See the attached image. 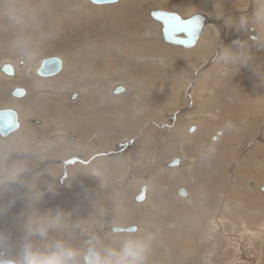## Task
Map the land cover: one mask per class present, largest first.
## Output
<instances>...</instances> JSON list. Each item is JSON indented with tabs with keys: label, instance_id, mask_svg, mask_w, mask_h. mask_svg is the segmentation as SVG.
Returning a JSON list of instances; mask_svg holds the SVG:
<instances>
[{
	"label": "bare ground",
	"instance_id": "1",
	"mask_svg": "<svg viewBox=\"0 0 264 264\" xmlns=\"http://www.w3.org/2000/svg\"><path fill=\"white\" fill-rule=\"evenodd\" d=\"M117 1L118 2L116 4L114 3L111 5H107V6L103 5L101 7H96V6L90 5L88 3V0H82V1L81 0H21L22 3L26 4L31 9L37 11V19L35 23H30L29 26L23 30V32H21L20 29L13 28L7 25L6 23L3 25H0V52L2 53L0 55V68L4 64H9L11 65L13 71L15 72L12 77H6L3 73L0 72V82L3 79H5L7 81V84L9 85V89L11 87H12L11 89L15 87L16 88L23 87V88H26L27 90V92L24 90V95L20 96L19 98L20 100L19 99L17 100L15 98H12L10 96L11 92L7 93V90L5 91L4 88L2 87V84L0 83V110H5V109L12 110L11 107L18 108L22 104V102L24 104H27L28 106L26 105L25 108L27 110H30L28 112H25V116L22 113H19L17 111L16 112L17 122H18L17 130L12 133H9L7 136L3 138H0V144L4 143V146H2L4 148H0V173L3 171L6 172L5 169L10 165L12 166V164H14L13 166H15V168L21 165L23 170L19 172L18 174L16 173L15 174L16 176L14 177V179H17L18 181L17 183H19L22 179L29 177V179H27V181L23 184V188H22L23 191H21V194L23 195H25L26 193L29 194V192L36 191V190H38L39 192L40 190H43V192L45 191L57 192L55 193L56 197L54 198L52 195V198H50L49 201L53 200L54 198V200H56L55 202H58V204L48 203V204H53V205L47 206V208L54 212H57V211L60 212V213H54L51 216H41L40 214L42 212L39 214V212L37 213V210H39L41 203L44 201L40 203L39 202L36 203L34 201L35 204L32 205V208L28 209L26 207L28 210H25V209L24 210L27 211V213L23 214L22 213L23 211L18 210L21 204L17 203L18 201L16 202L11 201L13 197L10 194V191H8V189H5L6 191L5 192L3 189L4 185L1 183L0 184V198H2V200H0V214L2 211L3 203L6 204L7 210L9 211L10 205L14 202L13 206L11 207V212H10L12 221L14 220L20 221L22 219H24L25 221H32V223H35L36 226H38L37 229H39L42 226L43 227L44 226L47 227V225L51 226V223L53 221L55 222L54 219H58L60 221L61 220L68 221L72 219V220L77 221L78 219L77 217H80L79 211H83L84 209H90V208L99 209L104 199L102 197H98L96 199H89L83 202L84 200V197H82L83 191H84L83 186L88 182V179H90L92 175H97L96 178H99L103 174L110 177L111 174L115 175L118 172H121L120 174L122 178L121 184H124L125 182L127 183L128 181L126 180L128 178L131 179L132 175L134 173H137V171L139 170V168H137V165L140 164L139 156H138L139 149L137 148V146L141 147L142 145L137 143L138 140L136 141L132 140L131 141L132 143H131L129 141L130 138L126 140L125 138L126 136L119 137L113 140L114 144L111 141L108 144L106 150L98 154L99 156H97L96 154L92 156L94 157L93 160L87 163H84L85 161H87L88 158L85 159L86 154L83 151L87 150L88 147L85 145L79 144L78 138H84L89 132H92V131L105 133L112 128H117L121 125V123L124 122V120H126L125 117L131 118V119H135L137 116H139V118L141 119L146 118L147 121L141 120L142 121L141 126L138 127V128H141L140 130H142V128L144 129L143 131H141L142 133V132H146L147 130H150L152 128L151 125L156 123V121H154L155 118L157 119L160 118V112H164V109H166L167 111L164 112V116L168 114L170 118L169 121L173 123L170 128L168 127L164 128L165 125L163 123L164 126H162L161 129L159 130V133H161L160 136L162 135L163 143L161 141V146H155V147L150 148L147 151V154L151 155L150 157H152L153 155L156 156V154L165 156L164 153H167V155H173V153H175L174 151L177 149H180L181 147L180 149L181 158H177L179 156L173 158V159H177L178 161L177 166H176L178 169H176L175 171L176 172L177 170L181 171V176L182 174L186 175L185 176L186 178L187 177L191 178L193 179V181L195 180L194 177H197L200 179V175L199 176L195 174L192 175V170L194 169L190 167L194 164L192 160L193 158L192 157L190 158V160L192 161L189 160L190 161L189 163L191 164L190 166L189 163L187 162L182 163L183 156L184 154L189 155V152H193L191 150L192 147L199 148L200 150L206 149L204 145L205 143L204 136L208 128V123L215 118H217V121H220L218 119V116L221 113H222L221 118L222 120H225L224 122L226 123L228 122L233 123L234 120H240L241 122V120H243L244 123L243 124L241 123L242 130L247 131V132H243L244 134L249 133L251 136L255 132V130H257L256 133L257 135L259 133L260 135L259 137H261L260 139L262 140L264 138V127H262V129L260 130L261 124L262 122H264V119L262 118L264 116V102H260L261 107L259 109H255L258 97L254 101V96H253V94L256 93L255 89L257 86L259 88L264 87V43L261 42V39L264 38V21L260 20L262 27L258 26L255 32L253 29L249 28L250 32L252 33L254 32V34L258 36L259 40L257 37L252 36V35H248V37H246V40L243 38L235 39V37L234 38L232 37L229 40H225V39L224 41L221 40L222 43H225V44L228 43L229 50L234 49V48L238 49V53L236 55L226 56L228 54L225 53V50L223 47L225 44L223 45L222 43L221 44L215 43L216 42L215 40L219 38L220 35H222L220 34V32H221V27H222L221 23L223 21L222 20L221 23L217 21L218 19L217 15L219 14V11L215 5L218 3L220 4L225 3L226 0H117ZM262 1L264 2V0ZM253 3L254 2L252 1L251 3L252 7H253ZM149 7H154L156 9L152 8L151 10L148 11ZM162 8H165V9L171 8V10H174L179 15L183 16L181 19L189 18L195 14L202 15V19H204V24L202 25L197 41L192 48H189L187 50H182L181 47L178 48L176 46H171V45L163 43V40L161 39V31H160L161 25L158 22L156 23V21H153V20L151 21L149 17L150 12L163 11V10H160ZM165 9H164V12H167L165 11ZM251 10L253 13H255L256 8L254 9L251 8ZM252 12L250 14H252ZM232 19H233L232 17L228 18L223 23L225 24L226 22L227 23L226 25L232 27L231 26L232 24H230L232 23L230 22L232 21ZM257 25L254 23V26L257 27ZM235 28L236 27H234V29ZM156 30L159 33L160 41L157 38ZM146 36L148 37L152 36V37L146 38ZM248 39H253V42L247 41ZM20 40L27 42L28 49L32 50L34 53L33 56H37L42 51L55 49V48L57 49L60 48L63 52L67 50L65 51L66 52L65 54L67 56L60 55L58 51L50 55V57H53V56L59 57L62 61V66H61V71L58 74H56L55 77L53 76V78L46 79L47 83L45 85L35 86V84H37L35 83V81L39 78L35 77L34 74H36V71L39 67V63L42 60L41 58H40L41 60H37L36 65L32 68L30 67L31 58H25L21 54V52H19L17 55L9 52L10 47L18 48L16 46V42ZM235 40H236V46L231 47L232 45H235V44H231L232 41H235ZM229 43L231 46L229 45ZM216 45H217L216 48L219 51L216 52L214 56L213 53H214V50L216 49L215 48ZM258 45H262L261 47H258V49L261 51L256 53L253 50H255V48ZM168 46H171L174 49L168 48ZM2 48H3V51L1 50ZM112 49H116L113 52H116L119 54L121 61L117 62L118 57L115 58L116 61L113 59L114 55L111 52ZM250 50H252L256 54L253 55V53H251ZM249 52L253 56L262 57V60H263V61H260L262 62V64H258L256 62V67H254L255 63H253L254 65H253L252 74L251 72L249 73V71L246 68H245L246 70H243L241 69V67H239L244 63L245 58L247 57V54ZM211 53L212 55L209 57V59L206 62H204L207 56L210 55ZM68 55H78L77 58H79V61L82 62L81 69L75 68V65H76L74 64L75 62L72 63L71 61L72 58L70 59ZM20 58L22 61L19 60ZM44 58H46V56ZM20 61H21L22 67H20L18 64ZM227 66L230 68H233L230 70L233 71L232 75L234 77L239 78L243 75V78H240V79H243L245 81L238 82L240 84L237 86L238 84L237 83L234 87H231L232 81L230 80H222L221 82L220 79H217V81H215L214 79L215 76H219L220 78H226L229 76V73L226 72L228 71ZM72 68L74 69L72 70ZM200 68H202V71H200ZM239 69H241V72L236 74V71ZM251 69L252 67L250 68V70ZM191 70H193L192 72L194 71L196 72L194 77H190V74L192 73ZM30 71L31 73L32 72L33 73L30 74ZM114 77H118V78H114ZM100 78L106 79L107 83L110 85L113 83L111 85V88L109 89V92L111 95L109 96L110 102L105 103L104 101L105 96H103L105 94H102V92H99V93L97 92L96 93L97 95H95V91H97L98 89L95 90L94 88L88 87L91 89V91L93 89L94 90L93 92H90V94L89 93L85 94L84 93L85 91L81 93L80 92L81 88H79L80 90H78L77 88L75 90L77 91L75 92L76 93V96L74 98L75 100L74 99L69 100V101H72L70 104H73V106L69 107V106L64 105L63 110L58 109V105L62 103L61 97L64 96L66 93L65 92L66 88L69 89V87L75 85V83L83 84L89 81L98 82ZM112 79H117V80L115 81ZM117 81H120V82L117 83ZM104 82H101V83H104ZM121 82L128 83L130 87L124 86ZM44 86H47V87H44ZM50 86L54 87V89H51L49 96H43L44 94L45 95L48 94V92H45V91H49ZM117 86H122L124 88V92L119 95H113V91ZM42 87L44 88L42 89ZM72 89L70 90V92L72 91ZM91 93H94V94L91 95ZM70 94H73V92L69 93L67 97H69ZM183 94H186V96H184ZM257 95L260 97H263V95H259V94ZM46 100L49 102H47ZM33 101L35 102L34 103L35 106H32ZM240 104H243L244 106ZM170 108H173V109H170ZM223 112H225L226 114H224ZM99 113H102V118H103L102 124H99L97 119L96 120L91 119L92 116L95 117ZM114 113L116 115L113 117L112 115ZM30 114H32V117H30ZM35 116L39 117L38 119L40 120H35V121L36 123L39 122L40 124L38 125L36 124V126H33L31 124H33L32 119H35L33 118ZM61 116H66L68 123L70 124V126L73 127L72 128L73 131L71 130L70 134H68L69 139H70L69 143L64 141L65 136H66L64 133L66 131H67L66 133L69 132L67 129L61 131V130H56V129L51 128L53 125V120L55 118L58 119ZM198 117H202V119L199 120ZM20 119H21V122L23 123L28 120L27 124L25 126H23V124L20 126L19 125ZM260 120H261L260 125H258ZM169 121H168V124L170 123ZM166 123L167 122H165V124ZM217 124H220V123L219 122L215 123V125ZM42 125L44 127H47V133H49V135L53 137V138L52 137L48 138L49 140H48L47 145L49 148H51L50 152L55 151L56 154L51 153V156H50L49 152H47L46 155L44 156L41 155L45 157L42 159L31 158V157H34L35 154L34 156H32L33 154H31V156L27 155L26 157V154L35 152V148L34 149L33 147L31 148L30 147L31 145L29 143V141L35 137L32 134L33 130L35 128L42 127ZM210 125L213 127L214 124L211 123ZM255 125L258 126V129L254 127ZM27 127H29V130L27 129ZM178 127H180L179 130H178ZM190 127H194V131L192 133H189ZM170 131H172V134L174 133L173 135L176 134L177 139L179 137L181 140H183L182 143L186 145H183V147L182 145H179V144L177 147L173 146L172 144L173 141H177V140H175L176 136H172V135H171V139L167 140L168 136L170 137L169 135ZM185 132L187 133V135H189L190 139L184 134ZM138 133L139 131L137 132L136 137L139 136V138H144L142 134L140 136L138 135ZM36 134L40 136L41 131H38ZM224 134L223 135L225 137L219 140V144L220 142L221 143L223 142V143L212 148L215 158L214 159L212 158L213 160L209 161L208 165H210V168H212L213 171L207 173L205 175L203 184H200L199 187H197V192H200V193L197 196L196 201H201V199L205 196L201 194L203 192V191L201 192V190L205 189L203 188V186L210 188V194H213L214 193L213 189H215L217 185L220 186V184L222 183L221 171H223V167L225 168L226 164L229 162L226 160V154H225V150L223 149L224 147L223 144L230 147V144L227 141V139L231 143L234 142L229 138V135L226 134V132ZM54 135H56V137H54ZM97 137L98 136L96 134L90 135V138H93L95 142L98 139ZM4 138L5 140L1 141ZM50 139L56 142L57 141L59 142V140L60 141L63 140V141L59 143H53L54 141H51ZM217 139L218 138L214 135V139H212V141L215 142ZM237 140L239 139L237 138ZM126 142H128V145H124ZM258 142H262V141H258ZM72 143L79 144V148L75 147L76 151L72 153L73 155H78V157L76 156L78 159L75 157L76 162L73 161V163L71 162L68 163L70 165L65 168L66 170L65 178L66 179H65V182H63L64 188H62V190H56L58 188L54 187V184H55L54 180L56 181V177L59 174V170L57 171V168L60 165L59 169H62V167L65 165V161L67 160L68 162L71 160H75V159H71L72 158L71 156H73L72 154L67 153L65 155H62L64 150L66 151L67 148L74 147ZM122 148H124L123 151L121 153H118L119 150H121ZM236 150H239V149H236ZM256 150H253V153L251 152L249 156L244 155L245 159L241 157L242 160L241 161L239 160L240 161L239 163L233 162L235 168L232 173L234 175H237L239 173H242V175H245L244 182L247 180V178L253 177V178H256L260 183H262L263 185L260 184L262 186H258L257 188L259 191H261V193H258L257 191L254 190L255 187L253 186H256V185L249 184V183H248L249 184L248 187L253 188L254 191H251V192H247L244 190L243 191L247 193L248 196L256 197L258 200H261L262 203H264V178L262 177L263 178L262 179L259 176V173H261L262 171H263L262 174L264 175V162H263L264 158L263 157L260 158ZM2 151L3 153H1ZM207 151L208 153L210 152L209 149ZM58 152L62 154L57 155ZM228 152H231L232 158H234L238 154V153L233 152L232 149L228 150ZM173 159L171 158L165 163L158 162L159 164L162 163L159 165L160 166L159 169H161L160 172L164 170L163 171L164 173L166 169H168L166 165L169 164ZM179 160L181 161L180 163H179ZM60 161H61V164H59ZM81 162L83 163V165L79 164ZM38 163H39V167L37 165ZM209 163H211L212 165ZM161 166L164 167V169L161 168ZM174 169L172 168L168 169L169 170L168 172L175 173ZM10 170L9 172L12 173V169ZM141 171L142 170H140V172ZM158 172L159 170H156V174ZM9 175L10 174H8V177ZM88 175L90 176L86 177ZM166 175L168 174L166 173ZM226 176L228 178V175ZM233 180L236 181V179H233ZM198 181L199 180H197L196 184H198ZM127 185H129V183ZM142 186L143 185H140L136 189V191L134 192L131 198L129 196L131 194V190H129V188L131 187L127 189L128 195L125 194L124 192H119L118 196L116 197L114 201L112 209L109 210L110 211L109 214H106L107 212L105 213L106 216L107 215L111 216L112 214V218H111L112 220H110V218L107 216L105 219L107 222L106 221L103 222L104 221L103 220L101 228L99 229L96 228L94 232H93L94 230L93 229L92 230L93 233H91L90 235L85 234L86 235L85 237L83 236L81 237V241H83L87 246L92 245V243L97 245L99 259L104 258L105 255L107 256V259H110L109 253L119 252L116 248L110 247L109 245H107L108 243L104 244L106 240L107 241L111 240L112 241L111 244H114V245L115 243L116 245H122L123 243L121 242L125 241L126 243L124 244V246L129 244L130 242H134L131 240V238L125 237L126 234H124L125 233L124 230L129 227L133 226L136 228L135 233L133 232L134 234H137L135 235L136 236L135 241H138V240L141 241V238H138V237L141 236L139 235L140 234L139 232L142 226L141 225H138V226L129 225V223L127 222H129L132 214L135 211H137V209L143 210V212H141V220L142 221L146 220L145 217L149 215L147 214V211H148L147 208H148V205L151 204L150 202H153V201L156 202L155 207L160 211L158 215L159 216L158 219L160 218L167 219L166 221L173 220L172 223H177L178 220L180 219V218L178 219V216L182 213H180V211H177V213L175 212L173 213V211L167 212L168 209H165V206L169 208L170 204L168 205V203L160 201L158 198L152 197L151 191L147 184L146 186H143L145 189L143 201L136 202L135 198L139 195L140 189ZM224 186H225V183H224ZM234 187L235 186H231L230 188L234 189ZM195 188H193L194 191H195ZM16 189L18 188L16 187ZM178 190L179 189H177V191ZM183 190L185 191V196H184L185 198L180 197V198H184L182 200H179L176 198L175 199L180 201L181 203H186L193 197H190L189 192L187 190H185L184 188ZM234 190L239 191L236 189ZM157 191H159L160 194L162 195L161 190L157 189L156 192ZM215 192L217 193V191ZM58 193H59V196H58ZM146 193L150 198L146 197ZM70 197L74 199L73 204L77 207L75 210H73L72 203H67ZM145 197L147 198L146 201H145ZM206 198H208V195L206 196ZM206 198L204 199V202L208 204V201L206 200ZM79 199H80L79 201L80 206L78 207L76 200H79ZM232 199H235V198H232ZM134 201L138 204H136ZM205 203L201 201L200 204L199 202L197 204L206 205ZM43 205L44 204H42V206ZM149 206L152 207V205H149ZM239 206L241 205H238V207ZM58 208L60 210H58ZM250 208L251 207L247 209H250ZM149 209L151 210V208ZM229 209L231 210V208ZM103 210H105V208ZM246 211H249V210H246ZM75 212H79V213H75ZM103 213L104 212L102 211V214ZM247 213L248 212H246V214ZM190 214H188V211H187L185 212V216H182V215L181 216L185 217L188 220L190 219L191 222L195 224L194 222H195V219L197 218L190 216ZM242 214L243 216L246 215L244 212H242ZM261 214L262 213H259V211H258V214H256V217L258 218V220L262 219ZM263 214H264V211H263ZM161 215L163 216L161 217ZM86 216L88 217V215H85V217ZM151 216L150 217L148 216V218H151ZM247 217L248 219H245V221H248L249 218L252 220L255 218V216L253 217L252 215H247ZM39 220L43 222L48 221L47 222L48 224L41 225L39 223ZM116 220H118L119 223H115ZM160 221H164V220L160 219ZM248 222L249 224H253L250 222V220ZM57 223L55 222L56 225H58ZM70 223L73 225L72 221ZM144 223L146 224V226L144 224L143 228H145L146 231L154 230L153 233H156V229L152 227H148L149 224L146 223V221H144ZM235 223L236 222H234L233 224ZM262 223L263 222L261 221L259 222V224L254 223L257 225L256 231H251L247 229V227L243 224L241 226V232H240L241 239H239L240 240L239 242L248 243L250 246L252 244L251 246L252 251L257 249V247H255V244L257 242H261L263 233H264V229H263L264 224ZM2 225L3 224L1 223L0 226ZM196 225H198V223H196ZM181 226L184 227L183 224ZM203 226L201 227L202 229H203ZM155 227L157 226L155 225ZM112 228L122 229L123 231L121 233H114L112 232ZM103 229L105 230L103 231ZM173 229H174L173 232L167 231L166 235L163 236L165 238L162 241L163 243L159 242V240L158 242H155L152 240L148 251L152 252L154 249L159 250L162 246L163 251H164L163 252L164 257L163 256L161 257L165 259L163 264H188L189 260L191 259L192 261L196 262L194 259L195 254L193 252V250L195 249L194 241L196 240V239L194 240L195 230L191 232L192 236H189V233L186 231L183 232V230L179 226ZM219 229H220V223L216 220L211 221V224L209 226V235L211 239H214V238L215 239L214 241L212 240V244L206 243L207 245L206 250L207 248H208L207 251H209V248H211V250L209 254L207 253L205 255L202 261H198V264H200V262H202L201 264H216L213 262L218 259L216 258L217 254L216 255L214 254V253H217L215 249H219V247H222V243L218 242L219 240L225 243L228 251L233 247L232 241L234 243L235 239L232 240V238H235V237H232L233 235H231V233L227 234L228 232L227 233L223 232L222 234L217 235V232L219 231ZM221 230L225 231V229H221ZM31 231L38 233L35 230L33 231L32 229ZM27 232L29 233V231ZM106 233L108 234L104 235ZM26 234L24 235V237L26 236ZM11 235H12V232L10 230L6 231L5 236L9 238ZM100 235H102L103 237H101ZM12 236H14L13 238H15V240L12 241L9 239L10 248H11V251L9 252V259H16V255L19 252L18 247L21 246L16 243L17 238L20 237V234L19 232H13ZM117 236H124L125 238L123 240L121 238L122 240L121 241L120 238H116ZM92 237L95 239V240L93 239L95 242L93 240L85 242L88 239H92ZM147 237H144V240H147ZM204 238L206 239L207 237L204 235ZM158 239L160 238L158 237ZM30 240L31 238L28 239V242ZM59 240L62 241L61 244H63L66 248H69V249L74 248V242L72 240L65 239L63 237ZM59 240H53V242H51V245L49 246L48 239L47 241L44 239H41V240L36 239L35 241H43V243L40 242L39 246L36 244H31V246L35 252L44 254L45 249H49L51 248V246L53 247L55 244L60 243ZM197 242L198 244L202 242L201 235L197 237ZM88 249H94V248L88 247ZM242 250L238 247L235 248L233 251L234 258L229 260L230 262H227V264H253L247 261V259L251 258L252 253L250 254L251 256L245 257L244 256L245 254L243 255ZM212 251H213L214 257H212ZM228 251H227V254H228ZM86 252L81 257L82 261H83V256L86 254ZM158 252H161V251H158ZM245 253L247 252L245 251ZM148 254L150 255L154 253H148ZM166 254H167V257H166ZM224 255L226 257V253ZM156 256H159V255H156ZM256 256L257 255H254L255 259L252 256L254 259V264H255V261L262 262L264 260V254L262 257H256ZM159 259L160 258H158V260Z\"/></svg>",
	"mask_w": 264,
	"mask_h": 264
},
{
	"label": "rangeland",
	"instance_id": "2",
	"mask_svg": "<svg viewBox=\"0 0 264 264\" xmlns=\"http://www.w3.org/2000/svg\"><path fill=\"white\" fill-rule=\"evenodd\" d=\"M82 1V0H81ZM246 1H247V3H246ZM252 1L254 2L253 3V7L251 6V3H252ZM238 0V1H236V0H226V2L225 3H218V4H216L215 6L218 8V11H219V14L217 15V21H219L220 23H221V21H222V23H221V32H220V34H222V35H220V37L219 38H217L215 41V43L216 44H221L222 42H221V40H223L224 41V39L225 40H229L230 38H234L235 37V39H245L246 40V37H248V35H252V36H255V37H257L258 38V36L256 35V34H254V32L256 31V29L258 28V26L259 27H262V25H261V23H260V20L256 17L257 16V13L261 10V9H264V2L262 1V0ZM118 2V1H117ZM116 2V3H117ZM65 3V2H64ZM89 3V2H88ZM115 3V4H116ZM227 3V4H226ZM90 5H92V6H96V7H101V6H97V5H93V4H91V3H89ZM107 6V5H106ZM156 9V8H154V7H149L148 8V11L149 10H151V9ZM251 8H256V10H255V13H253L252 12V10H251ZM164 9L165 8H162V9H160V10H163L164 11ZM259 9V10H258ZM258 10V11H257ZM165 11H167V12H170V13H174V14H176L177 16H179L180 18H182L183 16H181V15H179L176 11H174V10H171V8H169V9H165ZM252 12V14H250ZM194 13V12H193ZM230 17H229V16ZM233 18L232 19V21H230V22H232V23H230V24H232L231 26L232 27H230V26H228V25H226L227 23L225 22V24L223 23L226 19H228V18ZM150 20L152 21V19L150 18ZM155 23V22H154ZM157 23V22H156ZM254 23L257 25V27L256 26H254ZM234 25V26H233ZM251 26H252V28H251ZM234 27H236L235 29H234ZM253 29L254 30V32L252 33V32H250V29ZM253 30H251V31H253ZM227 31V32H226ZM156 32H157V38H158V40L160 41V38H159V33H158V31L156 30ZM225 34V35H224ZM227 36V37H226ZM152 36H150V37H148V36H146V38H151ZM216 37V36H215ZM229 37V38H228ZM233 40V39H232ZM258 40H259V38H258ZM247 41H249V42H253V39H248ZM257 41V40H256ZM219 42V43H218ZM163 43H165V42H163ZM166 44V43H165ZM223 45L225 44V43H222ZM243 44H244V42H243ZM169 45V44H168ZM227 45V46H226ZM229 45H230V43H229ZM171 46H173V45H171ZM171 46H168V48H171V49H174L173 47H171ZM231 46V45H230ZM233 46H236V44L235 45H232L231 47H233ZM262 45H258L256 48H255V50H253L254 52H256V53H258V52H260L261 50H259L258 49V47H261ZM177 47V46H176ZM217 47V45L215 46V48ZM224 50H225V53L226 54H228V55H226V56H234V55H236L237 53H238V49H230L229 50V46H228V43L227 44H225L224 46ZM239 47V46H238ZM179 48V47H178ZM228 48V49H227ZM17 49V50H16ZM57 48H55V49H50V50H45V51H42L40 54H38L37 56H33L32 58H31V60H30V62H31V65H30V67H34L35 65H36V63H37V60H41V59H43L45 56H46V58L49 56L50 57V55H52L53 53H55V52H57L58 51V53L60 54V55H62V56H64V55H66L65 53V51H67V50H65L64 52L60 49H57ZM182 50H187V49H184V48H181ZM262 49V48H261ZM2 51H3V48L1 49ZM30 50V49H29ZM114 50H116V49H112V54L114 55V60L116 61V59L115 58H117L118 60H117V62H119V61H121L120 60V57H119V54L118 53H116V52H113ZM252 50H250L251 51V53H253V55H255L256 53H254ZM32 53H33V51L32 50H30ZM219 50L216 48L215 50H214V53H213V55L215 56V53L216 52H218ZM9 52H11L12 54H18L19 52H21L20 51V49L19 48H14V47H10L9 48ZM64 53V54H63ZM212 53L210 54V55H208L207 56V58H206V60L204 61V62H206L208 59H209V57L212 55ZM230 53V54H229ZM250 52L247 54V57L245 58V61H244V63L241 65V66H239V67H241V69H243V70H248L249 71V73L251 72V74H252V70H253V63H255V66L254 67H256V62L258 63V64H262V62H260V61H263L262 60V57H257V56H253L252 54H251ZM2 53L0 52V55H1ZM117 55V56H116ZM67 56V55H66ZM77 56L78 55H68V57L71 59V61H72V63L73 62H75L74 64H76L75 65V68L76 69H81V67H82V62H80L79 61V58H77ZM213 56V57H214ZM41 58V59H40ZM62 58V57H61ZM215 58V57H214ZM19 60H21V58L19 59ZM64 60V59H63ZM77 60V61H76ZM14 61V60H13ZM22 61V60H21ZM21 61L18 63L19 64V66L20 67H22L21 66ZM41 62V61H40ZM77 62H78V64H77ZM204 62H202V63H204ZM209 62H210V60H209ZM208 62V63H209ZM81 66H80V65ZM210 64V63H209ZM39 65H40V63H39ZM69 66V65H68ZM252 67V69L250 70V68ZM78 67H80V68H78ZM249 67V68H248ZM246 68V69H245ZM74 68H72V70H73ZM230 69H233V68H230V67H228L227 66V70L228 71H226V72H228L229 73V76L228 77H226V78H220L219 76H215L214 77V79H215V81H217V79H220L221 80V82H222V80H230V81H232V84H231V87H234L238 82H240V81H245V80H243V79H240V78H243V75L241 76V77H239V78H236V77H234L233 75H232V70H230ZM241 69H239V70H237L236 71V74H238V73H240L241 72ZM242 70V71H243ZM193 70H191V72H192ZM200 71H202V68H200ZM14 71H13V75H14ZM33 73V72H32ZM31 73V71H30V74H32ZM195 71L194 72H192L191 74H190V77H194V75H195ZM114 74H115V72H114ZM116 75H117V73H116ZM215 75V74H214ZM34 76L35 77H37V78H39V79H37L36 81H35V83H37V84H35V86H42V85H45L46 83H47V81H46V79H50V78H53V77H49V78H40V77H38L36 74H34ZM6 77H8V76H6ZM55 77V76H54ZM189 77V78H190ZM114 78H118V77H114ZM41 79H43V80H41ZM191 79V78H190ZM104 80H105V82H104ZM108 80V79H107ZM112 80H117V79H112ZM188 80V79H187ZM96 84H95V83ZM99 82V83H98ZM98 82L97 81H93V82H85V83H83V84H76L75 83V85H73V86H71V87H69V89L68 88H66V93H65V95L64 96H62L61 97V100H62V103L61 104H59L58 105V109H60V110H63L64 109V105L65 106H69V107H71V106H73V104H70L72 101H69V100H71V95H73V94H76L75 92H77V91H75L77 88H78V90H80L79 88H81V90H80V92L81 93H83L84 91V93L85 94H90V92H93V90L95 89V90H97V91H95V95H97L96 93L98 92H102V94H105V95H103V96H105L104 97V101H105V103H108V102H110V98H109V96H111L110 95V92H109V89L111 88V85L113 84H108L107 83V81H106V79H103V78H100L99 80H98ZM101 82H104V83H101ZM120 81H117V83H119ZM1 84H2V87L4 88V90L6 91L7 90V93L8 92H11L12 93V91L16 88H13V89H9V85L7 84V81L5 80V79H3L1 82H0ZM93 83V84H92ZM116 83V82H115ZM124 86H126V87H130V85L128 84V83H126V82H121ZM95 84V85H94ZM240 83H238L237 84V86L239 85ZM80 85H82V86H80ZM89 85V86H88ZM95 87H94V86ZM97 85V86H96ZM105 85V86H104ZM79 86V87H78ZM104 86V87H103ZM14 87V86H13ZM44 87H47V86H44ZM44 87H42V89L44 88ZM87 87V88H86ZM88 87H91V88H94L92 91H91V89L90 88H88ZM97 87H99V88H97ZM102 87V88H101ZM118 87V86H117ZM17 88H21V89H23V90H25L26 92H27V90H26V88H23V87H17ZM49 88V87H48ZM73 88V89H72ZM50 90L49 91H45V92H48V94L47 95H43V96H49V93H50V91H51V89H54V87H51L50 86V88H49ZM72 89V91L70 92V90ZM87 89H88V91H87ZM8 90H10V91H8ZM102 90V91H101ZM258 90V91H257ZM103 91H105V92H103ZM72 93L73 92V94H70L69 95V97H67V95L69 94V93ZM255 94H253V96H254V101H255V99L258 97V99H257V103H256V107H255V109H259L261 106H260V102H264V87H262V88H259L258 86L256 87V89H255ZM10 93V94H11ZM68 93V94H67ZM52 94V93H51ZM92 94H94V93H91V95ZM257 94H259V95H263V97H260V96H258ZM82 95V94H81ZM184 96H186V94H183ZM204 95H205V93H204ZM203 95V96H204ZM11 96V95H10ZM12 97V96H11ZM51 97V96H50ZM64 97V98H63ZM79 97V96H78ZM183 97V96H182ZM12 98H14V97H12ZM185 98V97H184ZM15 99H19V98H15ZM20 100V99H19ZM48 100V99H47ZM46 100V101H47ZM75 100V99H74ZM47 102H49V101H47ZM46 102V103H47ZM51 102V101H50ZM34 101H33V103H32V106H35L34 105ZM27 104H24L23 102H22V104L18 107V108H15V107H11V109L16 113L17 111L19 112V113H22L24 116H25V112H28V111H30V110H27L26 108H25V106H26ZM240 105H242V106H244L243 104H240ZM28 106V105H27ZM219 108H221V107H219ZM170 109H173V108H170ZM167 110L166 109H164V112H166ZM173 111V110H172ZM164 112H160V118H155V120L154 121H156V123L155 124H153V125H151L152 126V128L150 129V130H147L146 132H142L141 133V131H143L144 129L142 128V130H140L141 128H138L139 126H141V120H146V118H139V116H137L135 119H131V118H126L125 117V119L126 120H124V122L123 123H121V125L119 126V127H117V128H112V129H110V130H108L107 132H105V133H103V132H95V131H92V132H89L84 138H78L79 139V144H81V145H85V146H87L88 147V149L87 150H85V151H83V152H85V154H86V156H85V159H87V161H85L84 163H87V162H89V161H91V160H93V158L94 157H92V156H94V155H96L97 154V156H99L98 154H100L102 151H104V150H106V148H107V146H108V144L112 141V143L114 144V142H113V140L114 139H116V138H119V137H123V136H126L125 138H126V140L127 139H129V141L131 142L132 140L134 141H136V140H138L137 141V143L138 144H141L142 146L140 147V146H137V148L139 149V152H138V156H139V162H140V164L139 165H137V168H139V170L137 171V173H134L133 175H132V177H131V179H127L126 181H128L127 183L125 182L124 184H121V180H122V178H121V172H118L117 174H115V175H113V174H111V176L110 177H108L107 175H101L99 178H96V176L97 175H92L91 176V178L90 179H88V182L83 186V189H84V191H83V195H82V197H84V200H83V202L84 201H87V200H89V199H96V198H98V197H102L104 200L106 199V201L108 202V203H104V201H103V203H101V205H100V207H99V209H97V208H90V209H84L83 211H79L80 212V217H77L78 219H77V221H75V220H58V219H54L55 220V222L58 224V225H56L55 224V222L53 221L52 223H51V226H49V225H47V227H40L39 229H37V227L38 226H36V224L35 223H32V221H25L24 219H22V220H14V221H12V217H11V214H10V212H11V207L13 206V204H14V202L10 205V210L8 211L7 210V207H6V204L5 203H3V205H2V211H1V214H0V222L3 224L2 226H0V233H2V234H4L5 235V233H6V231H11L12 232V235H13V232H19V234H20V237L19 238H17V244L18 245H21L22 244V242H23V237H24V235L26 234V236H28V232L27 231H29V230H35L36 232H38L41 228H44V229H46L47 231H46V237L45 238H40L39 237V235L37 234V235H34L33 237L31 236L30 238H31V240L28 242L30 245L31 244H36V245H38L39 246V244H40V242L41 243H43V241H35L36 239L37 240H41V239H44V240H46L47 241V239H48V243H49V246L51 245V242H53V240H59V239H61L62 237L63 238H65V239H69V240H72L73 242H74V248H73V250H75L77 253H78V255H77V261H78V264H83V261H82V255L87 251V249H88V247H92V248H94L93 250H95L97 253H98V247H97V245L96 244H93L92 243V245H90V246H87L83 241H81V237L83 236V237H85L86 235H90L91 233H93L94 231H95V229L96 228H101V226H102V223L103 222H105L106 220V217L108 216L109 218H110V220H112L111 218H112V214H111V216L110 215H107L106 216V214H109V208L112 206V199H116V197L118 196V194H119V192H124L125 194H127V192H128V188L129 187H131V188H129V190H131V194L129 195L130 196V198L132 197V195L134 194V192L136 191V189L140 186V185H143V186H146V184L149 186V189H150V191H151V194H152V197H154V198H158L160 201H163V202H166V203H168V205H169V208L167 207V206H165V209H168L167 210V212L168 211H173V213L175 212V213H177V211H180V213H182V214H180L179 216H178V222L177 223H172V221H166L167 219H163V218H160L161 220H164V221H160V219H158L159 218V210L155 207V205H156V202L155 201H153V202H150L151 204H149V205H152V207L151 206H149L148 205V208H147V214H149L148 216L150 217L151 215V218H148V216L147 217H145V219L146 220H141V212H143V210L141 209V210H139V209H137V211H135L133 214H132V216H131V218H130V220H129V222H127V223H129V225H136V226H138V225H141L142 227H141V230H140V234L139 235H141V236H139L138 238H141V241H143L144 240V237H147V236H149V237H151V241L153 240V241H155V242H158V240H159V242H162L163 241V239H165L163 236L164 235H166V233H167V231H171V232H173V228H176V227H180L182 230H183V232L184 231H186V232H188L189 233V236H192V231L193 230H195V233H194V235H195V237H194V250H193V252H194V254L195 255H197V256H195L194 255V259H195V261L196 262H194V261H192V259L191 260H189V263L190 264H198V261H202V259H204V257H205V255L208 253L209 254V252H210V250H211V248H209V251H207L208 250V248H207V250H206V247H207V245H206V243H209V244H212V240L214 241V239H211V237H210V235H209V226H210V224H211V221H214V220H216V221H218L219 223H220V229H219V231L217 232V235L219 234H222L223 232L224 233H227V234H230L231 233V235H233L232 237H235V238H232V240H234L235 239V241H234V243H233V241H232V244H233V247L228 251V249H227V247H226V245H225V243H223L221 240H219L218 242H221L222 243V247H219V249H215L216 250V252L217 253H214L215 255L217 254V256H216V258H218L216 261H213L214 263H216V264H227V262H230L229 260H231L232 258H234V249L235 248H240L241 250H242V253H243V255L246 257V256H251L250 254L252 253V256L254 257V255H257L256 257H262L263 256V254H264V233H263V237H262V240H261V242H257L256 244H255V247H257V249H255L254 251H252L251 250V246H252V244H251V246L248 244V243H243V242H239L240 240L239 239H241L240 237V232H241V226L244 224L246 227H247V229H249V230H251V231H256V224H259V222L261 221V222H263L262 224H264V214H263V209H264V203H262V201L261 200H258L256 197H253V196H248L247 195V193H245L244 191H247V192H251V191H257L258 193H261V191H259L257 188H258V186H262L263 184L262 183H260L256 178H253V177H249V178H247V180L244 182V179H245V175H242V173H239V174H237V175H234L232 172H233V170H234V163L235 162H240L242 159H241V157L242 158H244L245 156H249L250 154H251V152L253 153V150H256V149H258V150H256L257 151V154H259L258 156L260 157V158H264V138L261 140L260 138L261 137H259L260 135H259V133H258V135H257V133H256V131L257 130H255V128L256 129H258V126H254L255 128H254V130H255V132L250 136V134L249 133H247V134H244L243 132H247L246 130H242V125H241V123L243 124L244 123V121L243 120H241V122H240V120H234V122L233 123H230V122H228V123H226V122H224L225 120H222V113L218 116V119L220 120V121H217V118H215V119H213V120H211L209 123H208V128H207V130H206V132H205V136H204V141H205V143H204V145H205V150H200L199 148H196V147H192L191 148V150L193 151V152H189V155L188 154H184V156H183V160H182V163L183 162H187V163H189L190 161H192L193 160V167L191 166V164L189 163V165L191 166L190 168H192V169H194V170H192V175L193 174H195V175H206V173L207 172H210V170L209 169H212V168H210V165H208V162L209 161H212L214 158H215V155H214V153H213V151H212V148L213 147H215V146H217V145H220V144H222L221 142H220V144H219V140H221V139H223L225 136V132H226V134H228L229 135V138L232 140V141H234V142H230L228 139H227V141L229 142V144H230V147H228V146H226L225 144H223V149L224 150H227V148H228V150H233V152H235V153H238L234 158H232V154H231V152H228V150H227V152L225 153L226 154V160L227 161H229L227 164H226V166H225V168L223 167V171H221V175H222V183L220 184V186L219 185H217L216 186V188L215 189H213V191H214V193L213 194H210V188H208V187H204L203 186V188H205L204 190H201V194H203V195H205L202 199H201V201H203V203H205L204 202V199L206 198V196L208 195V198H206V200L208 201V204H206V205H198L197 203L199 202V204L201 203V201H196V198H197V196L199 195V193L200 192H195L194 191V189L193 188H195V187H199V185H197L196 183H197V180H200L199 178H197V177H194L195 178V180L193 181V179H191V178H186L185 176L186 175H183L182 174V176H181V171H179V170H177V172L175 171L176 169H178L177 167H175V169L174 168H172V169H174V171H175V173H170V172H168L169 170L168 169H171V168H168V169H166V171L163 173V171L162 172H160L161 171V169H159L160 168V164H162V163H158V162H163V163H165L166 161H168L169 159H173L174 157H177V156H179V157H177V158H181L180 157V153H181V147H180V149H177V150H175L174 152L175 153H173V155H167V153H164V155L165 156H161V155H159V154H156V156L155 155H153L154 156V158H153V156L152 157H150L151 155H148L147 154V151L150 149V148H152V147H155V146H161V141H162V135L160 136V134L161 133H159V130L161 129V127L162 126H164V128L166 127H168V128H170L171 127V125H172V123L173 122H171V121H169V116H168V114L166 115V116H164ZM174 112V111H173ZM257 112V111H256ZM224 114H226L225 112H223ZM250 113V112H249ZM33 114V113H32ZM32 114H30V117H32ZM116 114L114 113L112 116L114 117ZM164 117V118H163ZM203 117V116H202ZM202 117H198L199 118V120H201L202 119ZM33 118H35V119H32L33 121H32V123L33 124H31V125H33V126H36V124L38 125V124H40L39 122L38 123H36V121L35 120H40V119H38L39 117H37V116H35V117H33ZM37 118V119H36ZM263 119H264V116L262 117ZM91 119L92 120H98V122H99V124H102V121H103V118H102V113H99V114H97V116H92L91 117ZM140 119V120H139ZM161 119V120H160ZM247 119V118H246ZM27 120V119H26ZM166 120V121H165ZM204 120V119H203ZM28 121V120H27ZM27 121H25L24 123L23 122H21V119H20V121H19V125L21 126L22 124H23V126H25L26 124H27ZM147 121V120H146ZM145 121V122H146ZM149 121V120H148ZM168 121L170 122L169 124H168ZM162 122V123H161ZM165 122H167L166 124H165ZM180 122V121H179ZM214 122V123H213ZM220 123V124H217V125H215V123ZM260 122H261V120L259 121V123H258V125H260ZM163 123H164V125H163ZM181 123V122H180ZM214 124L213 125V127L210 125V124ZM256 123V122H255ZM160 125V126H159ZM229 125H231V128L229 127ZM263 125V126H262ZM22 126V127H23ZM150 126V127H151ZM238 126H239V128H238ZM236 127V128H235ZM262 127H264V122H262V124H261V127H260V130L262 129ZM51 128H53V129H56V130H65V129H67L69 132L68 133H64L66 136H65V139H64V141H66L67 143H69L70 142V139H69V136H68V134H70V131L72 130V126H70V124L68 123V120H67V118H66V116H61V117H59L58 119H54L53 120V125H52V127ZM27 129L29 130V127H27ZM180 129V127H178V130ZM181 129H182V127H181ZM171 130H173V129H171ZM229 130V131H228ZM237 130H239V131H237ZM38 131H41V134H40V136L39 135H37L36 133L38 132ZM73 131V130H72ZM139 131V133H138V135H140L141 136V134L144 136V138H139V136H137L136 137V135H137V132ZM205 131V130H204ZM229 133H228V132ZM236 132V133H234V132ZM216 132V133H215ZM233 132V133H232ZM63 133V132H62ZM72 133V132H71ZM171 133V134H170ZM170 133H169V135H170V137L168 136V138H167V140H169V139H171V135L172 136H176V134L175 135H173L172 134V131H170ZM232 133V134H231ZM240 133H242V134H240ZM256 133V134H255ZM35 137L34 138H32L30 141H29V143H30V147L32 148L33 147V149L35 148V152H31L30 154H26V157H27V155H30L31 156V154H33L32 156H34V154H35V158L34 157H31V158H33V159H42V158H45V157H43L44 155H46V153L47 152H49V155L51 156V153H55V151H52V152H50V150H51V148H49L48 147V145H47V143H48V138H51L52 136H50L49 135V133H47V127H44L43 125H42V127H40V128H35L34 130H33V133H32ZM97 135L98 137V139H97V141L95 142V140L93 139V138H90V135ZM188 138H189V135H187V133L185 132L184 133ZM194 134V133H193ZM224 134V135H223ZM18 135V134H17ZM16 135V136H17ZM213 135V136H212ZM214 135L218 138L215 142L214 141H212V138L214 137ZM243 135V136H242ZM257 135V136H256ZM68 136V137H67ZM250 136V137H249ZM54 137H56V135H54ZM53 138V137H52ZM211 138V139H210ZM237 138L239 139V140H237ZM56 139V138H55ZM140 139V140H139ZM179 139V140H178ZM178 139H177V136H176V138H175V140H177V141H173V146H178V144L179 145H182V147H183V145H186V144H184V143H182L183 142V140H181L179 137H178ZM190 139V138H189ZM5 140V138L3 139V140H1V141H4ZM37 141V143H36V141ZM51 140V139H50ZM209 140V141H208ZM51 141H54V140H51ZM63 140H59V142H62ZM72 141V140H71ZM179 141V142H178ZM237 141H239V142H237ZM243 141V142H242ZM258 141H262V142H258ZM58 141L56 142V141H54L53 143H59ZM242 142V143H241ZM132 143V142H131ZM162 143H163V141H162ZM235 143V144H234ZM79 144L78 143H72V145L74 146L73 148H67L66 149V151L64 152L63 151V154L62 153H59L58 152V154L57 155H65V154H67V153H69V154H72V153H74V151H76L75 149V147H78L79 148ZM192 144H194V143H192ZM210 144V145H209ZM257 144V145H256ZM124 145H128V142H126ZM197 145V144H196ZM210 147H209V146ZM249 145V146H248ZM255 145V146H254ZM262 145V146H261ZM2 146H4V143L2 144H0V148H4V147H2ZM207 146H208V148H207ZM241 148H240V147ZM258 146V147H257ZM40 147V148H39ZM62 147V146H61ZM231 148V149H230ZM123 149L124 148H122L121 150H119V152L118 153H121L122 151H123ZM156 149V148H155ZM209 149V153H208V150ZM236 149H239V150H236ZM164 150V149H163ZM141 151V152H140ZM262 152V153H261ZM1 153H3V151L1 152ZM39 153V154H38ZM56 154V153H55ZM209 156H208V155ZM211 154V155H210ZM218 154V153H217ZM38 157H40V158H38ZM41 155H43V156H41ZM73 155V154H72ZM182 155V154H181ZM188 155V156H187ZM245 155V156H244ZM30 156H28V157H30ZM78 157V155H73V156H71V157H69V158H71V159H75V157ZM37 157V158H36ZM58 157V156H57ZM76 157V158H77ZM150 157V158H149ZM186 157V158H185ZM193 158L192 160H190V158ZM24 158V157H23ZM22 158V159H23ZM68 158V159H69ZM102 158V157H101ZM153 160H152V159ZM187 158H189V159H187ZM213 158V159H212ZM78 159V158H77ZM155 159V160H154ZM185 159V160H184ZM245 159V158H244ZM190 160V161H189ZM234 160V161H233ZM240 160V161H239ZM73 161H75L76 162V159L75 160H71V161H69L68 162V160L67 161H65V162H68V163H73ZM142 161V162H141ZM244 161V160H243ZM105 162H107V161H105ZM181 161L179 160V163H180ZM232 162V163H231ZM234 162V163H233ZM264 162V161H263ZM178 163V164H179ZM59 164H61V161L59 162ZM154 164V165H153ZM197 164V165H196ZM209 164H211V163H209ZM14 164H12V166L10 165V166H8L5 170H6V172L5 171H3V172H1L0 174V177H2V178H0V184L2 183L3 185H4V187H3V189H4V191H5V189H8V191H10V194L12 195V199H11V201H18L17 203H20L21 205H20V208H18V210H21V211H23L22 213L23 214H26L27 213V211H25V210H28V209H30V208H32V205H34L35 204V202L36 203H40V202H42V201H44V202H42L41 203V206H42V204H44L42 207L40 206V208H39V210H37V213L39 212V214L41 215V216H51V215H53L54 213H60V212H54V211H52V210H49L48 208H47V206H51V205H53V204H55V203H57L58 204V202H55L56 200H54V198L56 197V194L55 193H57V192H54V191H45V192H43V190H40V192L38 191V190H36V191H31V192H29V194L28 193H26L25 195H23V194H21V191H23L22 190V188H23V184L27 181V179H29V177H27V178H24V179H22L19 183H17L18 181H17V179H14V177L16 176L15 174L17 173H19V172H21L22 170H23V168L21 167V165L20 166H18V167H16L15 168V166H13ZM38 165V167H39V163L37 164ZM142 165V166H141ZM168 165V164H167ZM166 165V166H167ZM195 165V166H194ZM212 165V164H211ZM228 165V166H227ZM69 165H64L63 167H62V169H59V167H60V165H59V167L57 168V171L59 170V174H58V176L56 177V181L54 180V182H55V184H54V187L55 188H58V189H56V190H62V188H64V184H63V182H65V177H66V170H65V168L66 167H68ZM96 166V165H95ZM168 167V166H167ZM167 167H165V168H167ZM229 167V168H228ZM14 168V169H13ZM161 168H163L164 169V167H162L161 166ZM10 169H12V173H10L9 172V170ZM61 170H62V172H61ZM64 170V171H63ZM140 170H142L141 172H140ZM145 170H146V172H145ZM156 170H159V172L156 174ZM11 171V170H10ZM218 171H220V170H218ZM155 172V173H154ZM263 172V171H262ZM262 172L261 173H259V176L262 178H264V175L262 174ZM166 173L168 174V175H166ZM8 174H10L9 175V177H8ZM165 174V175H164ZM176 174V175H175ZM180 174V175H179ZM171 175V176H170ZM226 175H228V178H227V176ZM7 176V177H6ZM90 175H88V176H86V177H89ZM137 176V177H136ZM5 177H6V179H5ZM146 177V178H145ZM262 178V179H263ZM1 179H2V181H1ZM226 179H227V181H226ZM233 179H236V181L235 180H233ZM15 180V181H14ZM155 180V181H154ZM232 180V181H231ZM239 182H238V181ZM6 183H5V182ZM61 182V183H60ZM230 182H231V184H230ZM233 182V183H232ZM5 183V184H4ZM16 183V184H15ZM129 183V185H127ZM224 183H225V186H224ZM254 184V185H256V186H253V187H255L254 188V190H253V188H250V187H248V185L249 184ZM21 184V185H20ZM198 184H200V183H198ZM201 184H203V178H201ZM235 184V185H234ZM247 184V185H246ZM260 184H262V185H260ZM63 185V186H62ZM196 185V186H195ZM19 186V187H18ZM142 186V187H143ZM231 186H235L234 187V189H236V190H239V191H235L234 189H231L230 187ZM247 186V187H246ZM16 187L19 189H16ZM61 187V188H60ZM100 187V188H99ZM152 189H151V188ZM201 187V186H200ZM225 187V188H224ZM183 189V188H185L186 190L188 189L189 190V195H190V197H193V198H191L188 202H186V203H181L180 201H178V200H176V199H179V200H182V199H184V198H180V197H178V195L176 194V192H177V189ZM239 188V189H238ZM248 188V189H247ZM100 189V190H99ZM154 189V190H153ZM157 189H159V190H161L162 191V195L160 194V192L159 191H157L156 192V190ZM229 189V190H228ZM261 189H262V187H261ZM13 190V191H12ZM64 190V189H63ZM141 190V189H140ZM244 190V191H243ZM4 191H3V193H4ZM215 191H217V193L215 192ZM229 191V192H228ZM6 192V191H5ZM52 192V193H51ZM61 192H63V191H61ZM156 192V193H155ZM205 192V193H204ZM31 193V194H30ZM155 193V194H154ZM231 194V195H230ZM14 195V196H13ZM52 195H53V200H50L49 201V199L50 198H52ZM55 195V196H54ZM128 195V194H127ZM216 197H215V196ZM29 196V197H28ZM58 196H59V193H58ZM151 196V195H150ZM211 196V197H210ZM146 197L148 198L149 196L147 195V193H146ZM145 197V201L147 200V198ZM31 198V199H30ZM73 198H74V196H73ZM72 197H70L69 198V200L67 201V203H72L73 204V202H74V199H73ZM150 198V197H149ZM176 198V199H175ZM232 198H235V199H232ZM254 198H256V199H254ZM214 199V200H213ZM0 200H2V198H0ZM31 200V201H30ZM212 200V201H211ZM216 200V201H215ZM230 200V201H229ZM21 201V202H20ZM35 201V202H34ZM52 201H54V202H52ZM77 201V204H78V207L80 206V204H79V201H80V199L79 200H76ZM136 201V200H135ZM134 201V202H135ZM238 201V202H237ZM247 201V202H246ZM34 202V203H33ZM197 202V203H196ZM240 202V203H239ZM48 203H53V204H48ZM136 203V202H135ZM144 203V202H143ZM215 203V204H214ZM136 204H138V203H136ZM229 204V205H228ZM241 205V206H239L238 207V205ZM247 204V205H246ZM228 205V206H227ZM236 205V206H235ZM256 207H255V206ZM171 206V207H170ZM25 207V208H24ZM28 209H27V208ZM231 208V210L229 209V208ZM249 207H251L250 209H247V208H249ZM77 207L73 204V210H75ZM105 208V210H103ZM149 208H151V210L149 209ZM186 208V209H185ZM204 209V211H203V209ZM258 208H259V210H258ZM25 209V210H24ZM175 209V210H174ZM58 210H60L59 208H58ZM157 210V211H156ZM186 210V211H185ZM233 210V211H232ZM245 210V211H244ZM246 210H249V211H246ZM255 210V211H254ZM261 210H263V211H261ZM89 211V212H88ZM102 211L104 212L103 214H102ZM154 211V212H153ZM184 211V212H183ZM188 211V214H190V216H192V217H196L197 219H195V224H193L192 222H191V220L189 219H186L185 217H182V216H185V212H187ZM230 211V212H229ZM257 211V212H256ZM258 211H259V213H262L261 215H262V219H260V220H258V218L256 217V214H258ZM79 212H75V213H79ZM107 212V213H106ZM200 212V213H199ZM237 212V213H236ZM242 212H244L245 214H246V212H248L245 216H243V214H242ZM83 213V214H82ZM106 213V214H105ZM207 213V214H206ZM250 213V214H249ZM36 214V213H35ZM48 214V215H47ZM168 214V213H167ZM85 215H88V217L86 216L85 217ZM105 215V216H104ZM182 215V216H181ZM206 215V216H205ZM247 215H252L253 217L255 216V218L252 220V219H250L249 218V220H250V222L251 223H253V224H249V220L248 221H245V219H248V217H247ZM101 216H103V217H101ZM163 215H161V217H162ZM204 216V217H203ZM226 216H227V218H226ZM85 217V218H84ZM91 217V218H90ZM206 217V218H205ZM230 217V218H229ZM222 218H223V220H222ZM257 218V219H256ZM104 220V221H103ZM185 222H184V221ZM252 220V221H251ZM254 220H255V222H254ZM263 220V221H262ZM73 222V225L70 223V222ZM75 221V222H74ZM103 221V222H102ZM144 221H146V223H148L149 224V226L148 227H152V228H154V229H156V233H153L154 232V230H151V231H146L145 230V228H143V225L145 224L144 223ZM182 221H183V223H182ZM187 221H189V222H187ZM228 221H229V223H228ZM46 222V223H45ZM48 221H41V220H39V223L41 224V225H46V224H48L47 223ZM61 222H63V223H61ZM84 222V223H83ZM107 222V221H106ZM123 222V221H122ZM222 222H224V223H222ZM234 222H236L235 224H233ZM0 223V224H1ZM64 223H65V225H64ZM70 223V224H69ZM115 223H119V221L118 220H116L115 221ZM162 223V224H161ZM170 223V224H169ZM196 223H198V225H196ZM227 223V224H226ZM254 223H256V224H254ZM99 224V225H98ZM179 224V225H178ZM184 225V227L183 226H181V225ZM186 224V225H185ZM200 224V225H199ZM209 224V225H208ZM237 224V225H236ZM35 225V226H34ZM62 225V226H61ZM70 225V226H69ZM80 225V226H79ZM155 225L157 226V227H155ZM204 225V226H203ZM206 225V226H205ZM145 226H146V224H145ZM163 226H165V227H163ZM168 228H167V227ZM189 226H190V228H189ZM199 226V227H198ZM203 226V229L201 228ZM236 226V227H235ZM79 227V228H78ZM160 227V228H159ZM189 229H188V228ZM223 227V228H222ZM231 227V228H230ZM238 227H240V228H238ZM50 228V229H49ZM159 228V229H158ZM167 228V229H166ZM201 228V229H200ZM237 228V229H236ZM16 229V230H15ZM86 229V230H85ZM94 229V230H93ZM148 229V228H147ZM198 229V230H197ZM205 229V230H204ZM221 229H225V231L224 230H221ZM264 229V228H263ZM38 230V231H37ZM84 232H83V231ZM92 230H93V232H92ZM105 229H103V231H104ZM143 230H145V231H143ZM197 230V231H196ZM230 232H229V231ZM72 231H74V232H72ZM80 231V232H79ZM91 231V232H90ZM103 231H101V232H103ZM232 231H234V232H232ZM71 232V233H70ZM24 233V234H23ZM70 233V234H69ZM74 233V234H73ZM79 233V234H78ZM84 233V234H83ZM135 233V232H134ZM134 233H124V234H126V236L125 237H128V238H131V240L132 241H135V238H136V236L135 235H137V234H134ZM234 233V234H233ZM236 233V234H235ZM18 234V233H17ZM78 234V235H77ZM83 234V235H82ZM86 234V235H85ZM108 233H106V234H104V235H107ZM131 234H133V235H131ZM196 234H197V236H196ZM10 236L9 237V239L10 240H12V241H14L15 240V238H13L14 236ZM22 235V236H21ZM80 235V236H79ZM116 235V234H115ZM117 235H119V234H117ZM158 235V236H157ZM201 235V238H202V242L200 243V244H198V242H197V237H199ZM204 235L208 238H206L207 240H208V242H207V240L204 238ZM208 235H209V237H208ZM237 235H239V236H237ZM36 236H38V237H36ZM75 236V237H74ZM101 237H103L102 235H100ZM161 236V237H160ZM21 237H22V239H21ZM69 237V238H68ZM78 237V238H77ZM124 236H117L116 238H120V240H121V238H122V240L125 238ZM149 237H147V239L149 238ZM158 237L160 238V239H158ZM29 238V239H30ZM210 238V239H209ZM94 238L92 237V240H93ZM102 239V238H101ZM205 239V240H204ZM238 239V240H237ZM95 240V239H94ZM93 240V241H94ZM121 240V241H122ZM22 241V242H21ZM80 241V242H79ZM59 242H60V244L62 243V241L61 240H59ZM95 242V241H94ZM97 242V241H96ZM239 242V243H238ZM105 243H108L107 245H109L110 247H114V248H116L119 252L121 251V249H123L125 246H124V244L126 243L125 241H123V242H121V243H123L122 245H116V243H115V245L114 244H111L112 243V241L111 240H109V241H105L104 242V244ZM163 243V242H162ZM196 243H197V245H196ZM161 244V243H160ZM237 244V245H236ZM242 244H243V246H242ZM165 245V244H164ZM254 245V244H253ZM94 246V247H93ZM240 246V247H239ZM246 246V247H245ZM20 247L21 246H19L18 248L20 249ZM52 247V246H51ZM250 247V248H249ZM197 248V249H196ZM225 248V249H224ZM249 248V249H248ZM161 249V250H160ZM159 250H156V249H154L152 252H150V251H148V253H154V254H156V255H159V256H156V255H154V254H148L147 256H146V264H163V262L165 261V259H163V257H164V254H163V247L161 246V248H160ZM245 249V250H244ZM248 249V250H247ZM199 250V251H198ZM45 251H46V249H45ZM158 251H161V252H158ZM207 251V252H206ZM227 251H228V254H227ZM232 251V252H231ZM245 251L247 252V253H245ZM197 252V253H196ZM223 254H222V253ZM160 253H162V254H160ZM226 253V257H225V254ZM204 254V255H203ZM231 254V255H230ZM233 254V255H232ZM228 255V256H227ZM104 256V255H103ZM161 256H163V257H161ZM221 258H220V257ZM233 256V257H232ZM251 256V258H249V259H247V261H249V263L251 262V263H253L254 264V259H255V257H254V259H253V257ZM154 257V258H153ZM166 257H167V254H166ZM212 257H214L213 256V251H212ZM236 257V256H235ZM158 258H160L159 260H158ZM104 259H107V256L105 255L104 256ZM228 259V260H227ZM13 260H15V259H13ZM162 260V261H161ZM263 260V259H262ZM194 262V263H193ZM263 262V263H262ZM255 261V264H264V260L263 261ZM188 263V264H189ZM202 262H200V264H201ZM232 263V262H231Z\"/></svg>",
	"mask_w": 264,
	"mask_h": 264
},
{
	"label": "clouds",
	"instance_id": "3",
	"mask_svg": "<svg viewBox=\"0 0 264 264\" xmlns=\"http://www.w3.org/2000/svg\"><path fill=\"white\" fill-rule=\"evenodd\" d=\"M257 18L264 21V9L257 13ZM36 19L37 11L22 3L21 0H0V25L6 23L23 32L30 23H35ZM261 42L264 43V38L261 39ZM16 46L25 58L33 57L34 53L28 49L26 41H17ZM229 127L231 128V125ZM46 231L44 228H41L38 233L29 230L28 236L23 237L15 260L9 259L11 251L9 238L0 233V264H78V253L60 243L46 249L44 254L32 249L28 239L37 234L40 238H45ZM150 243L151 237L143 241L130 242L120 252L109 253L110 259L93 258L91 264H146Z\"/></svg>",
	"mask_w": 264,
	"mask_h": 264
},
{
	"label": "water",
	"instance_id": "4",
	"mask_svg": "<svg viewBox=\"0 0 264 264\" xmlns=\"http://www.w3.org/2000/svg\"><path fill=\"white\" fill-rule=\"evenodd\" d=\"M89 3L97 6L111 5L117 2V0H88ZM149 17L158 22L161 25V39L163 42L169 45L181 47L184 49L192 48L199 36V32L204 24L202 15L195 14L189 18L181 19L174 13H168L164 11H152L149 13ZM177 18L178 20H176ZM184 29L177 31V28L181 26ZM231 44H236V40L232 41ZM62 61L59 57L53 56L44 58L41 60L40 65L36 71V75L40 78L53 77L61 71ZM0 72L5 76L12 77L13 69L11 65L4 64L0 68ZM124 92L122 86H118L114 89L113 95H119ZM24 95L23 89L16 88L12 91L11 96L14 98H20ZM76 94L71 95V100L74 99ZM18 128L17 114L13 110H0V138L7 136L9 133L16 131ZM194 131V127H190L189 133ZM214 139V137L212 138ZM177 159H173L167 166L168 168H174L177 166ZM144 187H141L139 195L135 198L136 202H141L144 199ZM178 197H184L185 191L179 189L177 191ZM123 230L118 228H112V232L121 233ZM125 233H133L136 231L135 227H129L124 230ZM88 239L87 241H91ZM93 258L99 259V254L93 250L88 249L86 254L83 256L84 264H91Z\"/></svg>",
	"mask_w": 264,
	"mask_h": 264
},
{
	"label": "crops",
	"instance_id": "5",
	"mask_svg": "<svg viewBox=\"0 0 264 264\" xmlns=\"http://www.w3.org/2000/svg\"><path fill=\"white\" fill-rule=\"evenodd\" d=\"M11 95V94H10ZM228 150V149H227ZM227 150H225V153L227 152ZM68 164V162H65V165H67ZM79 164H81V165H83V163L81 162V163H79ZM68 165H70V164H68ZM210 170V172L211 171H213V169H209ZM207 173H209V172H207ZM206 173V174H207ZM201 178H203V181H204V178H205V176L204 175H200V180L198 181V183H200L201 184ZM200 184H197V185H200ZM185 189V188H184ZM186 190V189H185ZM187 191L189 192V190L187 189ZM195 192L197 193V187L195 188ZM114 201H115V199H112V206H113V204H114ZM104 203H108L107 201H106V199L104 200ZM112 206L109 208V209H112Z\"/></svg>",
	"mask_w": 264,
	"mask_h": 264
},
{
	"label": "snow or ice",
	"instance_id": "6",
	"mask_svg": "<svg viewBox=\"0 0 264 264\" xmlns=\"http://www.w3.org/2000/svg\"><path fill=\"white\" fill-rule=\"evenodd\" d=\"M175 19L178 20L177 18H175ZM180 24H181V23H180ZM182 29H184V28H183V26H182V24H181V26L177 28V31H181Z\"/></svg>",
	"mask_w": 264,
	"mask_h": 264
}]
</instances>
